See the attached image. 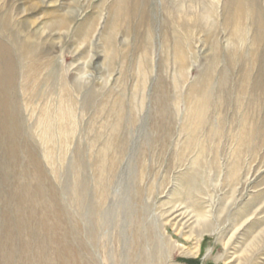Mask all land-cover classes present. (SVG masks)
Returning a JSON list of instances; mask_svg holds the SVG:
<instances>
[{"label": "rangeland", "instance_id": "rangeland-1", "mask_svg": "<svg viewBox=\"0 0 264 264\" xmlns=\"http://www.w3.org/2000/svg\"><path fill=\"white\" fill-rule=\"evenodd\" d=\"M262 232L264 0H0V264H264Z\"/></svg>", "mask_w": 264, "mask_h": 264}, {"label": "bare ground", "instance_id": "bare-ground-1", "mask_svg": "<svg viewBox=\"0 0 264 264\" xmlns=\"http://www.w3.org/2000/svg\"><path fill=\"white\" fill-rule=\"evenodd\" d=\"M165 2L166 1H168L170 4H172L173 5V3L174 2H176V0H164ZM178 1H180V0H178ZM183 1V0H182ZM164 3V2H163ZM186 3V2H185ZM185 5V4H184ZM184 8V7H183ZM181 9V8H180ZM262 234H263V232H262ZM263 237H264V234L262 235ZM254 241H255V239H254ZM256 247V242H250L248 245H247V247H246V249H244V251H242L243 253H251L252 252V250H254V248ZM246 254V255H247Z\"/></svg>", "mask_w": 264, "mask_h": 264}]
</instances>
